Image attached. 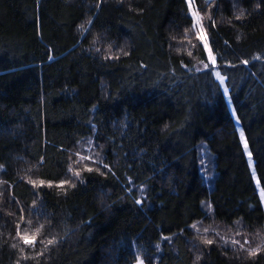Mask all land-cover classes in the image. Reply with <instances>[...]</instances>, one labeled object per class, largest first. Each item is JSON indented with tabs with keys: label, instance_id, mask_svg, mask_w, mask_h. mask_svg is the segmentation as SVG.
Here are the masks:
<instances>
[{
	"label": "trees",
	"instance_id": "1",
	"mask_svg": "<svg viewBox=\"0 0 264 264\" xmlns=\"http://www.w3.org/2000/svg\"><path fill=\"white\" fill-rule=\"evenodd\" d=\"M194 5L236 117L186 0H0V264H264V0Z\"/></svg>",
	"mask_w": 264,
	"mask_h": 264
},
{
	"label": "rangeland",
	"instance_id": "2",
	"mask_svg": "<svg viewBox=\"0 0 264 264\" xmlns=\"http://www.w3.org/2000/svg\"><path fill=\"white\" fill-rule=\"evenodd\" d=\"M187 1V6H188V11L191 15V17L193 18V22H194V26L196 28V32H197V35H199L200 39L201 37H203L202 42L204 43L205 45V48L207 50V55H208V62L210 63L211 66H213L212 68V72H213V75L214 77L217 79V81L219 82L223 92H224V95L226 97V100H227V103H228V106L230 108V111L233 113V115L236 117V114H235V109H234V106H233V103L231 101V97H230V94H229V88L227 86V81H226V76L221 72L219 66H218V61L210 47V44H209V41L207 38H205L204 34H203V30H202V16L200 14V12L197 10V7L194 5V0H186ZM211 53V55H210ZM213 58L215 60V62L213 63ZM217 73H219V75H217ZM223 78V79H221ZM238 132H239V136H240V139H241V142H242V145L244 147V149L246 150V152L248 153V161H249V164L251 165V167L253 168L254 164H253V158L250 154V151H249V147H248V143H247V138H246V135H245V132L243 131L241 125L238 123ZM245 143L247 144V147H245ZM255 179L257 181V176L255 175ZM260 194H261V197H262V202H263V205H264V190L263 189H260Z\"/></svg>",
	"mask_w": 264,
	"mask_h": 264
},
{
	"label": "snow or ice",
	"instance_id": "3",
	"mask_svg": "<svg viewBox=\"0 0 264 264\" xmlns=\"http://www.w3.org/2000/svg\"><path fill=\"white\" fill-rule=\"evenodd\" d=\"M201 39H203V37H201ZM189 55H191V53H189ZM210 55H211V53H210ZM214 62H215V60L213 58V63ZM206 67H207V65H206ZM217 75H219V73H217ZM221 79H223V78H221ZM245 147H247L246 143H245ZM77 175H78V173H77ZM41 183H43V181H41ZM22 239H23L25 244H28V245H31V246H34V244H35V236H33L31 239H29L27 237V235H25L24 237H22ZM47 243L51 244V243H54V241L53 240H49ZM208 243H211V241H208Z\"/></svg>",
	"mask_w": 264,
	"mask_h": 264
}]
</instances>
